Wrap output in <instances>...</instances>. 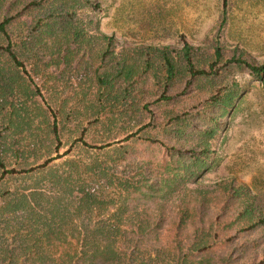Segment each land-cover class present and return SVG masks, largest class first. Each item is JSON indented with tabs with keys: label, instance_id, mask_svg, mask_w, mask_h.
Returning <instances> with one entry per match:
<instances>
[{
	"label": "trees",
	"instance_id": "trees-1",
	"mask_svg": "<svg viewBox=\"0 0 264 264\" xmlns=\"http://www.w3.org/2000/svg\"><path fill=\"white\" fill-rule=\"evenodd\" d=\"M100 10L0 0V264H264V193L197 184L243 95L229 75L264 87V61L118 47Z\"/></svg>",
	"mask_w": 264,
	"mask_h": 264
},
{
	"label": "rangeland",
	"instance_id": "rangeland-1",
	"mask_svg": "<svg viewBox=\"0 0 264 264\" xmlns=\"http://www.w3.org/2000/svg\"><path fill=\"white\" fill-rule=\"evenodd\" d=\"M99 30L118 44H170L183 41L210 49L214 41L238 46L257 63L264 61V0H99ZM243 95L227 117L226 128L211 140V168L198 185L235 179L264 193V87L246 71L231 72ZM179 109L194 98L181 96ZM248 258H245L246 262Z\"/></svg>",
	"mask_w": 264,
	"mask_h": 264
}]
</instances>
